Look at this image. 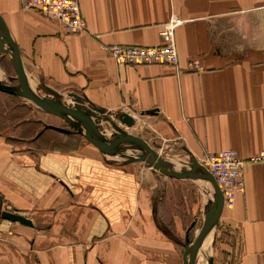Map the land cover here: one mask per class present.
I'll list each match as a JSON object with an SVG mask.
<instances>
[{
    "label": "crops",
    "instance_id": "obj_1",
    "mask_svg": "<svg viewBox=\"0 0 264 264\" xmlns=\"http://www.w3.org/2000/svg\"><path fill=\"white\" fill-rule=\"evenodd\" d=\"M77 1L85 28L67 33L20 0H0L28 85L78 96L99 110L91 118L107 135L114 123L198 160L234 149L244 188L217 223L237 236L228 258L264 264V160H251L264 150V0ZM173 17L174 64L121 65L110 55L112 44L160 45ZM45 127L36 137L0 129V211L32 223L0 218V264H183L185 243L157 222L154 204L170 176L139 168L146 162L128 147L100 151L77 128L54 130L62 143L48 146Z\"/></svg>",
    "mask_w": 264,
    "mask_h": 264
},
{
    "label": "rangeland",
    "instance_id": "obj_2",
    "mask_svg": "<svg viewBox=\"0 0 264 264\" xmlns=\"http://www.w3.org/2000/svg\"><path fill=\"white\" fill-rule=\"evenodd\" d=\"M7 58V55L0 58V79L3 84L18 88L19 85L15 73ZM33 90L53 99L63 100L67 104H76L66 94L62 95L58 92L52 93L43 88ZM88 112L92 114L91 116L95 114L93 111ZM94 120L98 122V125L101 124L102 119L100 117H94ZM47 124L62 127L71 132H75V128L81 129L80 126H76L75 128L70 126L60 117L43 110L24 97L0 91V129L13 131L17 136L36 137ZM125 129V132L128 133L133 131L132 128L125 127ZM45 133L46 139L49 140L48 146L53 143H62V139L59 137L60 135L54 130L48 129ZM125 145H128V150H132L133 156L136 157L139 154H143L142 149L136 152V146L130 143L122 144V146ZM152 147L175 168H187L188 163L192 161V158L184 151L179 150V148L161 147L157 144H153ZM137 164L139 168L147 165L144 162H137ZM164 181L166 183L163 182L161 186V192L164 194L158 198L160 194L157 192L154 197V204L157 209V222L175 240H183L184 245L186 234L189 240H192L196 236L203 222L206 207L211 204L210 199L213 197V191L209 182L199 177H171L169 180L166 179ZM176 221H179L183 227V230L178 233H176L175 228ZM211 228L213 229L211 243L207 249L203 245L198 249L195 264H208L209 256H212L213 264H237L236 256L233 255L228 258V252L236 251L238 244L236 233L230 229L228 230L220 223L213 225Z\"/></svg>",
    "mask_w": 264,
    "mask_h": 264
},
{
    "label": "water",
    "instance_id": "obj_3",
    "mask_svg": "<svg viewBox=\"0 0 264 264\" xmlns=\"http://www.w3.org/2000/svg\"><path fill=\"white\" fill-rule=\"evenodd\" d=\"M8 46V47H7ZM0 54H8L10 56V62L15 73L16 80L19 87L14 88L10 85L3 84L0 79V91L7 94L18 95L24 97L43 110L60 117L70 126L74 128L80 126L81 129H76L79 134L84 136L88 141L95 145L100 151L104 153H116L119 148H125L128 146H122V144H132L142 149L143 154L137 155L135 158L145 161L150 167L158 170L170 177H199L209 181L213 191V197L211 204L206 207L203 222L196 234V236L189 240L186 239L182 259L183 264H195L198 248L205 237L208 229L212 225H216L220 217L223 205H222V194L212 174L201 164V162L192 158V161L188 163L187 168H175L171 166L165 159H163L157 151L143 138L133 135L128 132L119 130L116 124L113 123L116 131H111L109 135L99 131L98 123L96 120L91 118L88 111H99L96 108L91 110H85L79 105L82 101L76 95L73 100L76 102L74 105H69L63 100L53 99L43 94L37 93L31 89L27 83V79L23 70L21 57L19 54L18 47L12 38L6 25L0 21ZM46 90L54 93L53 90L46 87ZM118 119L127 125H132L133 118L126 112H122L118 115ZM48 128L58 132H66L67 130L52 124L46 125ZM0 218L20 222L25 225L31 226V221L24 215L16 212H12L7 209L0 211ZM208 264H213L212 256L208 258Z\"/></svg>",
    "mask_w": 264,
    "mask_h": 264
},
{
    "label": "built area",
    "instance_id": "obj_4",
    "mask_svg": "<svg viewBox=\"0 0 264 264\" xmlns=\"http://www.w3.org/2000/svg\"><path fill=\"white\" fill-rule=\"evenodd\" d=\"M24 8L37 9L58 21L67 33H76L85 28L77 0H20ZM180 22L171 18L159 31L162 43L156 46L112 44L108 47L110 55L117 64H174L177 61L173 31ZM189 66H197V59H191ZM251 160H264V150ZM212 174L222 194L223 208L233 205L237 194L244 188L243 161L234 149H224L206 155L199 160Z\"/></svg>",
    "mask_w": 264,
    "mask_h": 264
},
{
    "label": "bare ground",
    "instance_id": "obj_5",
    "mask_svg": "<svg viewBox=\"0 0 264 264\" xmlns=\"http://www.w3.org/2000/svg\"><path fill=\"white\" fill-rule=\"evenodd\" d=\"M34 91V90H33ZM158 171V170H157ZM209 182V181H208ZM210 184V183H209ZM211 200V199H210ZM212 201V200H211ZM213 226V225H212ZM212 226H210V228L208 229V231H207V233H206V235H205V237L203 238V240H202V242H201V244H200V246H199V248H201L202 247V245H203V247L205 248V249H207L208 247H209V245H210V243H211V239H212V237H213V229L211 228ZM204 243V244H203ZM198 248V249H199ZM200 262V261H199Z\"/></svg>",
    "mask_w": 264,
    "mask_h": 264
},
{
    "label": "flooded vegetation",
    "instance_id": "obj_6",
    "mask_svg": "<svg viewBox=\"0 0 264 264\" xmlns=\"http://www.w3.org/2000/svg\"><path fill=\"white\" fill-rule=\"evenodd\" d=\"M44 128H46V127H44ZM47 128H48V127H47ZM49 129H50V128H49ZM43 130H45V129H43ZM40 133H42V131H41ZM40 133H39V134H40ZM39 134H38V135H39Z\"/></svg>",
    "mask_w": 264,
    "mask_h": 264
},
{
    "label": "trees",
    "instance_id": "obj_7",
    "mask_svg": "<svg viewBox=\"0 0 264 264\" xmlns=\"http://www.w3.org/2000/svg\"><path fill=\"white\" fill-rule=\"evenodd\" d=\"M36 136H38V135H36Z\"/></svg>",
    "mask_w": 264,
    "mask_h": 264
}]
</instances>
